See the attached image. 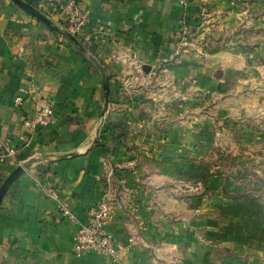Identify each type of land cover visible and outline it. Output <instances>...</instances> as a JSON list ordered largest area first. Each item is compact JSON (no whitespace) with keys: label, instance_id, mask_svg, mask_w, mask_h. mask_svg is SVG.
<instances>
[{"label":"crops","instance_id":"0c3cea01","mask_svg":"<svg viewBox=\"0 0 264 264\" xmlns=\"http://www.w3.org/2000/svg\"><path fill=\"white\" fill-rule=\"evenodd\" d=\"M65 1L41 0L40 7L65 23L57 11ZM78 1L90 16L76 36L88 53L14 1L0 0V142L10 138L16 147L14 157H0V186L34 160L0 205V264H116L104 253H75L78 223L59 205L87 222L105 194L108 163L121 179L108 228L122 264H264L262 198L237 184L224 192L220 175L205 191L158 165L167 157H205L222 115L204 113L210 102L203 95L234 89L216 74L235 73L243 56L215 33L195 34L202 16L229 26L238 10L250 2L262 8V0ZM181 21L194 36L171 57ZM89 53L108 75L107 106ZM46 104L54 109L51 124L27 128L24 121Z\"/></svg>","mask_w":264,"mask_h":264},{"label":"rangeland","instance_id":"374dc122","mask_svg":"<svg viewBox=\"0 0 264 264\" xmlns=\"http://www.w3.org/2000/svg\"><path fill=\"white\" fill-rule=\"evenodd\" d=\"M261 4L259 8L250 2L238 10V22L229 26L222 25L220 19L209 20L203 15L194 33H215L225 42L226 49L243 56L234 62L235 73L227 75L228 71L220 69L216 74L224 73L219 79L228 78L234 89L203 95L210 102L204 105V113L221 109L222 116L212 124L213 136L210 135L207 153L198 160L208 161L219 173L224 192L228 193L230 185L237 184L244 193L264 201V0ZM57 25L68 31L63 22ZM194 33L191 29L190 43ZM197 47L202 49L199 44Z\"/></svg>","mask_w":264,"mask_h":264},{"label":"built area","instance_id":"2783aa9c","mask_svg":"<svg viewBox=\"0 0 264 264\" xmlns=\"http://www.w3.org/2000/svg\"><path fill=\"white\" fill-rule=\"evenodd\" d=\"M188 0H179L182 5H186ZM61 17L70 24L73 34H80L87 25L90 16L89 11L78 0H66L57 9ZM178 43L171 57L179 55L186 50V46L190 43L191 29L181 21L179 32L177 34ZM23 98L17 96L15 99L16 105L22 104ZM54 118V109L50 104L42 106L35 117L26 119L24 125L30 129L47 127L51 124ZM1 152L0 157H14L16 147L10 138L0 142ZM104 196L93 206L88 214L87 222H81L77 219L74 213L68 206L59 200L60 210L63 215L74 219L78 223V228L75 234L74 251L77 255L86 254L92 251L104 253L112 257L116 264H122L120 259L121 247L116 242L115 236L109 230L108 225L112 219L115 203L120 194L121 189L117 181L121 180L116 167L112 163H108L104 176ZM48 195L58 199L57 192L51 190Z\"/></svg>","mask_w":264,"mask_h":264},{"label":"water","instance_id":"95a60500","mask_svg":"<svg viewBox=\"0 0 264 264\" xmlns=\"http://www.w3.org/2000/svg\"><path fill=\"white\" fill-rule=\"evenodd\" d=\"M17 5H19L21 8L25 9L27 12H29L31 15L37 17L41 21L45 22L48 26L53 28L54 30L58 31L65 37H67L73 44H75L77 47L80 48L81 51L88 53L87 49L81 45V43L78 41L76 35H74L70 31H66L64 29H61L55 21H53L51 18H49L47 15H45L40 9L35 8L34 6L27 3L25 0H12ZM89 58L91 61L95 64V66L99 69L101 72V75L103 77V89H104V95H105V104L106 106L109 104L110 101V85H109V78L106 73V70L103 66V64L99 61L97 57H95L93 54L89 53ZM33 159H28L27 161H24L23 163L19 164L11 173L10 175L3 181V183L0 186V205L9 190L10 186L14 183V181L26 170H28L31 165L33 164Z\"/></svg>","mask_w":264,"mask_h":264},{"label":"trees","instance_id":"16d2710c","mask_svg":"<svg viewBox=\"0 0 264 264\" xmlns=\"http://www.w3.org/2000/svg\"><path fill=\"white\" fill-rule=\"evenodd\" d=\"M30 5L35 8L41 9V0H25ZM66 29L72 32L70 24L68 22L64 23ZM77 37L79 34H74ZM93 52V48H89ZM158 165L162 172L184 181H193L197 183H202L205 189H208L207 185L210 178L214 175L219 174L215 172L208 161L198 160L194 158L186 157H167L162 161H158ZM105 182V179H104Z\"/></svg>","mask_w":264,"mask_h":264}]
</instances>
